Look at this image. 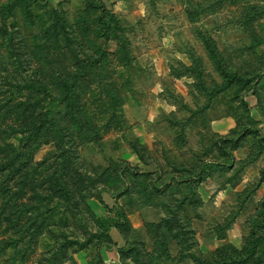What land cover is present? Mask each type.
<instances>
[{
  "label": "rangeland",
  "instance_id": "obj_1",
  "mask_svg": "<svg viewBox=\"0 0 264 264\" xmlns=\"http://www.w3.org/2000/svg\"><path fill=\"white\" fill-rule=\"evenodd\" d=\"M98 47L94 140L60 84ZM114 257L264 264V0H0V264Z\"/></svg>",
  "mask_w": 264,
  "mask_h": 264
},
{
  "label": "trees",
  "instance_id": "obj_2",
  "mask_svg": "<svg viewBox=\"0 0 264 264\" xmlns=\"http://www.w3.org/2000/svg\"><path fill=\"white\" fill-rule=\"evenodd\" d=\"M114 20V18H113ZM113 20L111 19V22L113 23ZM114 30V27L110 25V23L107 22V29H102L101 33L95 32L96 36L103 37L104 39L110 40L112 38L111 32ZM118 30V29H117ZM100 45V43H98ZM98 45V46H99ZM95 55L90 56V58H87V56L84 59V62L79 61V59H72V69L73 71L68 73L67 78H61L63 79L61 81L60 87L63 89L61 91V95L65 96V99L67 102H65V110L67 109V116L70 117V122L73 126L77 129H85L88 125L89 128H93V130L97 133L96 135L93 133L92 139L98 140L100 139V135H98L99 129L98 124L93 126V122H91L88 118L90 117L91 109L96 108L99 110V114H109L111 116V120L114 121L118 118V111L117 108L121 106V96L118 91L112 92V83H108L106 85H102L100 89H102V101L92 100L91 102L86 100V97L89 96L91 91V86L88 85V83L92 84L91 80H88V68H96L97 70H101L102 65L104 66V63L107 62V54L105 51H103L100 47H98L95 50ZM101 54V55H99ZM77 60V61H75ZM109 60V59H108ZM81 84L82 87H81ZM83 88L79 90L80 88ZM83 91V92H82ZM72 92H79L83 94V99H81L82 103L80 105H77L72 101ZM87 93V94H86ZM81 94V95H82ZM113 94V95H112ZM105 103H104V101ZM112 110H115L111 112ZM80 118V119H79ZM107 124V123H106ZM112 125H115L112 122ZM98 129V130H97ZM83 136V133L81 134Z\"/></svg>",
  "mask_w": 264,
  "mask_h": 264
},
{
  "label": "crops",
  "instance_id": "obj_3",
  "mask_svg": "<svg viewBox=\"0 0 264 264\" xmlns=\"http://www.w3.org/2000/svg\"><path fill=\"white\" fill-rule=\"evenodd\" d=\"M115 228H113L112 230H111V235L112 234H114V233H116V234H118L117 232H118V230H114ZM119 235V234H118ZM116 240H118V239H116ZM116 242V241H115ZM105 258L107 259V260H110V259H112V254H111V252H107V253H105ZM107 263H109V262H107ZM111 264H121V262H120V259H119V257L117 258V257H114V261L113 262H110ZM109 263V264H110Z\"/></svg>",
  "mask_w": 264,
  "mask_h": 264
}]
</instances>
